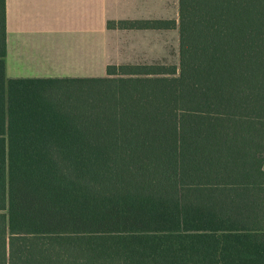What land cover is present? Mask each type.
<instances>
[{"label":"trees","instance_id":"1","mask_svg":"<svg viewBox=\"0 0 264 264\" xmlns=\"http://www.w3.org/2000/svg\"><path fill=\"white\" fill-rule=\"evenodd\" d=\"M179 6L178 66L9 79L0 0V264H264V0Z\"/></svg>","mask_w":264,"mask_h":264},{"label":"crops","instance_id":"2","mask_svg":"<svg viewBox=\"0 0 264 264\" xmlns=\"http://www.w3.org/2000/svg\"><path fill=\"white\" fill-rule=\"evenodd\" d=\"M124 21L174 24L108 26ZM179 23V0H6V74L9 79L97 78L106 76L109 65L153 64L166 50L160 35H180Z\"/></svg>","mask_w":264,"mask_h":264},{"label":"rangeland","instance_id":"3","mask_svg":"<svg viewBox=\"0 0 264 264\" xmlns=\"http://www.w3.org/2000/svg\"><path fill=\"white\" fill-rule=\"evenodd\" d=\"M179 38V35H160V43L165 46L166 50H162L161 48L162 51L160 52V57L163 59H160L157 61V63L177 66L179 65ZM124 41L126 43V38H124Z\"/></svg>","mask_w":264,"mask_h":264}]
</instances>
